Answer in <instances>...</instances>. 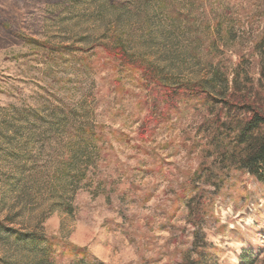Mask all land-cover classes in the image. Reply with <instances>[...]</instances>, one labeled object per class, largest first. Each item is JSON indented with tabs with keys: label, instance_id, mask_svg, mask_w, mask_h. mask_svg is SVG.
Returning <instances> with one entry per match:
<instances>
[{
	"label": "rangeland",
	"instance_id": "obj_1",
	"mask_svg": "<svg viewBox=\"0 0 264 264\" xmlns=\"http://www.w3.org/2000/svg\"><path fill=\"white\" fill-rule=\"evenodd\" d=\"M263 30L264 0H0V264H264L251 178L236 181L249 200L233 187L189 221L182 184L204 161L193 146L211 109L155 108L140 73L101 58L123 46L171 85L232 84L240 66L259 90ZM91 127L105 141L84 155Z\"/></svg>",
	"mask_w": 264,
	"mask_h": 264
},
{
	"label": "trees",
	"instance_id": "obj_2",
	"mask_svg": "<svg viewBox=\"0 0 264 264\" xmlns=\"http://www.w3.org/2000/svg\"><path fill=\"white\" fill-rule=\"evenodd\" d=\"M102 50L104 54L101 58L113 69H128L141 74L140 86L149 94H156L155 108L162 103L167 106L166 110L172 111L184 101L185 106L190 105L189 108L194 110L201 107L211 109V117L203 118L198 130L202 137L193 146L195 153L203 155L204 161L194 176L182 184L181 194L187 199L189 221L201 214L202 209L214 204L217 196L233 187L238 186L245 199L249 200L251 195L246 182L236 184L239 176L249 177L264 188V93L260 92L264 90V62L261 65L259 90L253 88L248 75L240 72V66L233 75L232 84L226 77L221 78L219 74H215V78L211 80L171 85L158 67L134 60L123 46H104ZM258 51L264 55V30L258 43ZM245 63L250 62L244 61ZM64 115V121H67L71 112ZM150 120H154L153 115L146 117L147 122ZM79 135L75 144L78 145L77 150L84 155L91 149L97 151L96 144L105 141L104 134L97 133L94 127L81 130ZM192 224L196 222L192 221ZM17 239L32 250L41 245L46 262L57 253L53 243L43 235L17 234ZM199 247H203L205 252L209 248L206 244H195L196 253ZM200 256L201 259L204 258V254ZM244 264H252L250 258L245 257Z\"/></svg>",
	"mask_w": 264,
	"mask_h": 264
}]
</instances>
